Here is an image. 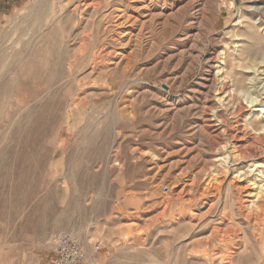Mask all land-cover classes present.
<instances>
[{
	"label": "rangeland",
	"instance_id": "rangeland-1",
	"mask_svg": "<svg viewBox=\"0 0 264 264\" xmlns=\"http://www.w3.org/2000/svg\"><path fill=\"white\" fill-rule=\"evenodd\" d=\"M167 1L0 0V264H264V0Z\"/></svg>",
	"mask_w": 264,
	"mask_h": 264
},
{
	"label": "bare ground",
	"instance_id": "bare-ground-1",
	"mask_svg": "<svg viewBox=\"0 0 264 264\" xmlns=\"http://www.w3.org/2000/svg\"><path fill=\"white\" fill-rule=\"evenodd\" d=\"M167 1V0H166ZM194 1H198V0H194ZM193 1V2H194ZM201 1V0H200ZM202 1H205V2H208V3H210L211 2V0H202ZM168 2V1H167ZM260 3V2H259ZM95 4H97V3H95ZM146 4V3H145ZM234 4V0H231L230 1V3H229V5L231 6V5H233ZM83 6H85V5H83ZM90 6V5H89ZM171 6H172V3H171ZM228 7V6H227ZM252 7V6H251ZM250 7V8H251ZM249 8V9H250ZM254 9L255 10H257V9H259V7H256V6H254ZM145 12V11H144ZM245 21V20H244ZM242 22H243V20H242ZM258 23H260V21L258 22ZM243 24H245V26H246V23H243ZM254 40L251 38V46H250V48L249 49H245V51L243 50V49H239L238 51H237V53L235 54L236 55V57H242V59H244V58H251V57H260V60H258L257 62H256V65H259V66H263L264 65V50H263V47H260L261 45H259V46H255L254 45V42H253ZM221 54H222V57H221ZM224 54V55H223ZM243 54H246V56H243ZM227 57H229V53H227V55L225 54V52H223V51H221V52H218V53H216V55H215V59L218 61L219 59L221 60L219 63H218V65H217V72L214 74V77L211 79V81L212 82H214V83H217V87H216V90L218 91V93H223V92H225L226 91V89H229V83H230V78H231V76H232V74H230V73H228L226 70H224L225 69V67L227 66V64L229 63V61H228V59H227ZM232 59H235L234 57L232 58ZM251 60H252V58H251ZM254 64V63H253ZM241 65V64H240ZM256 65H253V66H251V67H246L247 69V71L249 70V71H251V73L253 74V76L251 77V78H249V83L254 79V77L258 74V71H259V69H258V67H256ZM232 73V72H231ZM234 80V79H233ZM182 83V82H181ZM181 83H180V86H181ZM233 83H234V81H233ZM233 83H232V85H233ZM247 83V82H246ZM248 83V84H249ZM253 85V84H252ZM252 85H251V83H250V86H251V88H249V90L250 91H252L251 89H252ZM257 87V86H256ZM261 89H259V92L260 93H258V95H259V97L260 96H262V95H264V82H263V87H260ZM256 96V95H255ZM227 97H229V101H235L234 103H232V104H230V106H229V113L231 114V116H233V117H235V119L233 120V122H234V128L233 129H235V131H234V133H230L229 132V136H231L232 138H234V139H236L238 136H240L239 134H242V136H244V135H246V133H244V132H242L243 131V126L241 125V123H240V113H241V111L243 110V108L245 107V106H243V104H242V101H240V98H239V94H232L229 90H228V93H227ZM254 97V96H253ZM220 99L221 100H223L224 98H222V97H220ZM248 101V103H253L254 101L256 102V101H258V99H254V98H252V99H249V100H247ZM259 103H261L262 101L261 100H259L258 101ZM224 105V104H223ZM226 105V104H225ZM255 105V104H254ZM260 105V104H259ZM262 105V104H261ZM264 106V105H263ZM262 106V107H263ZM258 108V107H257ZM259 113H262L261 114V118L264 116V107L262 108V109H260V107H259V109H256ZM213 115L214 116H218V118H220L219 120H220V122L221 123H226V119L225 118H223V119H221V116H219L220 114H219V112H218V110H214L213 111ZM240 117V118H239ZM205 121H206V123L207 122H209L208 120L210 119V118H208V117H205ZM263 120H264V118H263ZM226 125V124H225ZM213 125H210L209 127H212ZM245 126V125H244ZM254 138V137H253ZM258 139V138H257ZM239 141V140H238ZM253 143V142H252ZM257 143H258V141H257ZM259 144V143H258ZM261 144V143H260ZM264 144V143H263ZM243 153V152H242ZM240 155H241V153H240ZM252 155V154H251ZM220 160H222V161H224V165H225V167H226V169H228L229 168V166L227 165V163H229L228 162V159H226V158H223V159H220ZM227 162V163H226ZM259 168H258V173L260 174V176H261V181L263 182V184H261L260 186H257V189H259V191H258V195H257V198H261V199H263L264 200V170L262 169L261 170V168L260 167H264V163H260L259 164V166H258ZM232 178H234V176H232ZM221 179V178H220ZM253 184V183H252ZM253 186V185H252ZM242 188V187H241ZM255 189V188H254ZM253 189V190H254ZM249 202V201H248ZM254 203V202H253ZM208 206V205H207ZM184 217V216H183ZM188 220V219H187ZM253 220V219H252ZM253 222V221H252ZM219 224H221V223H219ZM216 233H219L218 231L216 232ZM221 233V232H220ZM219 233V234H220ZM222 235V234H221ZM220 235V236H221ZM219 238V237H218ZM222 237H220L219 239H221ZM236 251V250H235ZM220 257H223V255H220L219 256V258ZM230 261V260H229Z\"/></svg>",
	"mask_w": 264,
	"mask_h": 264
},
{
	"label": "built area",
	"instance_id": "built-area-1",
	"mask_svg": "<svg viewBox=\"0 0 264 264\" xmlns=\"http://www.w3.org/2000/svg\"><path fill=\"white\" fill-rule=\"evenodd\" d=\"M83 240L75 235L61 233L55 241V251L51 264H81L86 256ZM98 246H95L97 249Z\"/></svg>",
	"mask_w": 264,
	"mask_h": 264
}]
</instances>
